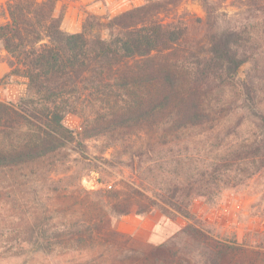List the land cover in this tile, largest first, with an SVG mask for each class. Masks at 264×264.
<instances>
[{
  "label": "trees",
  "instance_id": "1",
  "mask_svg": "<svg viewBox=\"0 0 264 264\" xmlns=\"http://www.w3.org/2000/svg\"><path fill=\"white\" fill-rule=\"evenodd\" d=\"M183 1L145 0L116 16L89 14L81 31L70 33L62 29L58 0H9L0 46L10 55L7 76L25 78L27 89L18 101H0V179L11 188L18 178L44 180L71 172L70 152L93 138L127 141V167L139 172L150 171L143 166L156 149L184 142L176 170L170 176L164 170L168 175L151 191L156 198L151 207L187 219L181 233L202 248V264H243V248L207 238L191 206L199 198L214 202L237 185L241 165L264 170V109L257 90L264 0H240L242 22L223 20L222 0H200L205 18L179 15L175 11ZM248 63L252 69L241 79L240 69ZM227 89L236 90L237 98L228 99ZM236 110L241 115L232 127L249 120L255 133L229 157L199 164L189 159L193 134L223 145L220 128ZM68 114L82 118L80 133L65 124ZM143 137L151 142L138 144ZM116 209L108 213L126 214ZM98 223L74 222L52 234L41 229L37 236L47 240L33 243L32 252L81 249ZM257 255L253 263L264 264V251Z\"/></svg>",
  "mask_w": 264,
  "mask_h": 264
},
{
  "label": "rangeland",
  "instance_id": "2",
  "mask_svg": "<svg viewBox=\"0 0 264 264\" xmlns=\"http://www.w3.org/2000/svg\"><path fill=\"white\" fill-rule=\"evenodd\" d=\"M8 1L0 0V25L10 20ZM70 2L58 0L57 12L63 15L62 29L77 33L85 18L93 13L84 8L71 11ZM244 10L240 0L221 2L220 12L227 15H222L223 20L231 18L242 22L246 17ZM122 12L123 9L118 14ZM175 13H188L195 18L206 15L200 0H184ZM95 15L113 16L110 12ZM9 58L0 46L1 102L18 101L26 95L27 80L7 76L11 71ZM260 64L257 90L264 109V70L261 72L264 55L260 57ZM251 69L250 63L245 64L239 77L244 79ZM225 95L228 99L237 98V91L227 89ZM240 115L238 110L233 111L226 126L223 124L220 128V135L225 139L220 147H215L214 137L193 134L188 141L189 159L199 164L229 157L236 144L256 131L249 120L240 128H233ZM64 122L75 132H81V117L68 114ZM138 142L147 145L151 139L143 137ZM184 144L156 149L143 166L150 171L139 172L127 167L130 159L127 141L113 144L104 138H93L81 147L75 146L81 153L70 152L66 165L71 172L44 180L18 178L12 181L11 188L9 181L0 179V264H202V248L181 233L188 225L187 219L167 217L151 207V200L156 199L151 191L157 190L167 171L170 176L176 170L174 162ZM159 164H163L164 169L160 170ZM257 171V168L241 165L237 185L223 190L214 202L199 198L191 206V212L199 221L198 227L205 231L207 238L243 248V264H256L253 262L259 257L257 251H264V170ZM112 207L126 214L111 216L108 212L113 213ZM91 220L100 222L98 229L90 239L85 237L81 249L60 248L52 254L32 252L33 243L47 240L37 236L41 229L52 234L63 231L71 223ZM155 249L158 258L152 254Z\"/></svg>",
  "mask_w": 264,
  "mask_h": 264
},
{
  "label": "crops",
  "instance_id": "3",
  "mask_svg": "<svg viewBox=\"0 0 264 264\" xmlns=\"http://www.w3.org/2000/svg\"><path fill=\"white\" fill-rule=\"evenodd\" d=\"M70 1V0H69ZM71 0L69 10L78 12L80 9H89L93 14H106L110 12L113 16L123 9L129 10L141 6L145 0Z\"/></svg>",
  "mask_w": 264,
  "mask_h": 264
}]
</instances>
